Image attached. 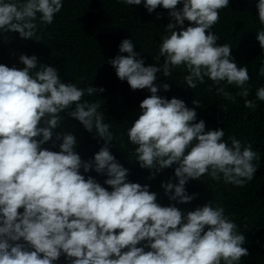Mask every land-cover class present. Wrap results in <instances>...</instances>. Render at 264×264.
Returning a JSON list of instances; mask_svg holds the SVG:
<instances>
[{
	"label": "clouds",
	"instance_id": "obj_1",
	"mask_svg": "<svg viewBox=\"0 0 264 264\" xmlns=\"http://www.w3.org/2000/svg\"><path fill=\"white\" fill-rule=\"evenodd\" d=\"M119 2L128 6L143 2L148 13L162 6L172 21L166 26L168 34L161 37L162 66H145L129 38L119 45V52L127 55L108 61L133 91L151 93L141 101L139 117L127 131L139 166L154 179L175 165L176 182H162L160 187L176 203L193 201L198 194L189 195L186 184L204 175L218 183L222 179L244 186L257 172L253 161L260 159L252 145L243 146L230 137L229 146L222 128L206 130L204 120L196 122L194 108L181 99L157 95L155 84L158 72L167 78L173 68L183 66L190 89L207 77L216 85H235L240 89L236 95L248 97L247 66L238 67L232 47L218 45L211 30L230 0ZM62 7V0H0V31L39 41L37 13L41 23L50 25ZM256 8L264 26V0H258ZM185 21L190 26L185 28ZM256 39L264 50V27ZM19 62L23 68L0 64V264H54L62 256L67 264H239L249 255L242 246L245 235L237 232V224L222 207L205 204L185 214L174 205L161 206L150 185L128 180L129 170L109 149L113 134L98 112L99 102H82L85 93L103 92L102 87L80 89L61 82L57 68L45 64L38 68L36 55L21 54ZM258 74L264 76V64ZM162 88L169 91L170 85ZM217 94L235 101L223 86ZM256 97L264 101V87L257 89ZM73 104L68 115L88 132L95 129L94 138L104 141L88 161L74 151L75 135L54 134L60 114ZM193 104L198 106L195 100ZM244 106L256 107L248 99ZM49 141L60 150L42 147ZM81 169L106 175L104 184L109 187L91 176L86 179Z\"/></svg>",
	"mask_w": 264,
	"mask_h": 264
},
{
	"label": "trees",
	"instance_id": "obj_2",
	"mask_svg": "<svg viewBox=\"0 0 264 264\" xmlns=\"http://www.w3.org/2000/svg\"><path fill=\"white\" fill-rule=\"evenodd\" d=\"M23 2V0H13ZM61 11L54 16L53 23L45 25L40 22L37 13V37L22 39L17 32L0 31V64L8 67L23 68L19 62L21 54L38 58L40 64L58 69L61 82L73 83L80 89L93 86L103 88V92L82 97L89 103L99 102L98 112L104 115V123L109 124L113 140L109 145L111 153L118 163L129 170L128 180L150 185V191L157 193V202L161 206L174 205L185 214L198 206L211 204L213 208L222 207L224 214L237 224V232L246 237L243 247L249 255L244 256L239 264H264V101L256 97V91L264 87V76L258 74L264 64V50L259 46L256 33L261 29L258 21V0H230L227 8L220 10L219 21L211 29L218 36L217 44H228L232 47L231 57L238 67L247 66L250 80L248 97L236 95L240 91L235 85H220L205 77L203 84L197 82L195 89H190L185 81L188 72L185 67H176L167 78L158 72L155 81L159 91L157 95L171 99H181L189 108H194L199 120L205 121L206 130L222 128L223 140L231 146L230 137H235L243 146L252 145L253 151L259 154V161H253L258 169L251 181L244 186L218 183L208 175L186 184L189 195L197 197L190 203L182 204L170 201L160 187L162 182H176L173 165L155 174L149 179L150 171L139 166L135 153V145L129 142L127 131L140 114L141 101L151 93L147 90L133 91L127 81H121L115 69L108 61L119 55V45L124 39H131L135 50L140 53L145 66H162L164 57L159 56L161 37L167 35L166 26L170 21L168 11L158 6L148 13L141 5H125L119 0H62ZM182 8V4L178 5ZM159 17V18H158ZM189 22L185 21L184 27ZM179 27L177 31H179ZM170 85L164 91L162 85ZM223 86L227 92L235 96V101L217 94V88ZM245 99L255 103V108H246ZM193 100L198 104L194 105ZM67 109L62 112L59 127L55 133H72L77 139L74 151L83 161L94 158V154L103 146L104 141L96 137L95 129L90 133L78 120L68 115ZM53 139H55L53 137ZM53 151H59L58 144L52 142L42 145ZM81 174L87 179L93 177L103 187L106 175L97 174L94 170ZM109 190H111L109 188ZM147 250V249H146ZM54 264H67L62 256ZM223 264V261L221 262Z\"/></svg>",
	"mask_w": 264,
	"mask_h": 264
}]
</instances>
